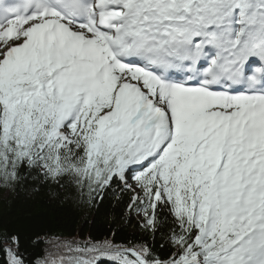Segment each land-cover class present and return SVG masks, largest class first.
<instances>
[{
    "label": "snow or ice",
    "instance_id": "6c2138e0",
    "mask_svg": "<svg viewBox=\"0 0 264 264\" xmlns=\"http://www.w3.org/2000/svg\"><path fill=\"white\" fill-rule=\"evenodd\" d=\"M114 187L144 238L4 264H264V0H0V192Z\"/></svg>",
    "mask_w": 264,
    "mask_h": 264
},
{
    "label": "trees",
    "instance_id": "16d2710c",
    "mask_svg": "<svg viewBox=\"0 0 264 264\" xmlns=\"http://www.w3.org/2000/svg\"><path fill=\"white\" fill-rule=\"evenodd\" d=\"M11 197L5 202V197ZM130 193L118 188L104 194L96 205L77 201L57 200L50 190L23 191L15 194L0 192V223L18 233L20 250L29 260L43 256L49 250L51 239L80 240L93 237L97 240L111 238L115 233L118 242L141 240L145 233L129 221L125 207ZM151 240V237H147ZM159 247V243L155 245ZM6 257L0 250V264Z\"/></svg>",
    "mask_w": 264,
    "mask_h": 264
}]
</instances>
